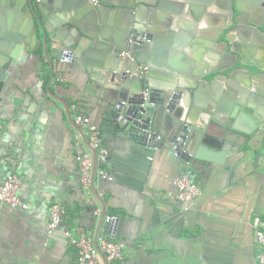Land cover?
I'll list each match as a JSON object with an SVG mask.
<instances>
[{"label":"crops","instance_id":"obj_1","mask_svg":"<svg viewBox=\"0 0 264 264\" xmlns=\"http://www.w3.org/2000/svg\"><path fill=\"white\" fill-rule=\"evenodd\" d=\"M166 1L180 6V12H166L178 22L158 35L161 66L146 64L151 81L161 82L167 69L183 75L191 64L215 67L206 51L201 55L204 47L191 40L190 30L198 13L204 14L198 30L219 28L223 18L212 7L203 9L201 0ZM73 5L58 8L44 1L45 28L38 27L30 44L4 56L6 63L0 60V183L16 174L26 206L0 204V264H76L77 249L66 232L97 244L124 243L121 264H259L253 220L264 221V146L243 134V120L233 126L230 114L213 109L215 117L202 112L195 123L207 145L193 153L191 165L162 140L152 149L130 141L115 119L118 80L111 83L88 64L62 61L56 49L74 39L73 24L90 23L84 12L88 4L74 0ZM245 6L254 11L248 2ZM23 9L24 4L0 9V31L20 28L27 19ZM114 11L108 9L111 28ZM259 58L255 49L245 53L247 61ZM77 115L97 127L105 151L98 156L90 190L82 187L76 162L78 154L92 153L87 131L75 124ZM173 121L170 115L161 117L160 137L175 130ZM212 121L238 134L224 135L210 127ZM184 172L202 191L188 204L176 199L173 186ZM55 202L63 210L62 222L48 233Z\"/></svg>","mask_w":264,"mask_h":264},{"label":"water","instance_id":"obj_2","mask_svg":"<svg viewBox=\"0 0 264 264\" xmlns=\"http://www.w3.org/2000/svg\"><path fill=\"white\" fill-rule=\"evenodd\" d=\"M44 1L58 8L63 7V3L74 6V0L0 2L3 10L24 4L27 16L20 28L0 31L3 63H6L4 56L11 55L15 47L22 48L23 43L30 44L32 36L37 37L38 27L45 28ZM82 1L88 4L84 12L90 23L73 24L77 32L74 39L56 49L62 61L88 64L91 71L107 74L111 83L118 80L115 119L130 141L152 149L162 140L177 157L191 165L193 153L202 144L207 145V139L199 138L201 129L195 123L202 112L215 117L213 109L216 113L230 114L233 126L243 120V134L250 139L256 137L264 146V0H201L203 9L212 7L219 13L223 25L198 30L196 26L204 17L198 13L193 18L195 26L191 25L190 36L203 45L201 55L206 51L208 61L217 64L208 69L205 65L194 67L191 64L183 75H173V71L167 69L161 82L151 81L148 69L143 68L146 64L161 66L157 58V38L163 33L162 28L178 22L166 12L177 15L180 6L176 9L175 4L166 0H97V6L88 0ZM247 2L254 8L253 12L245 6ZM112 8L115 10L113 28L108 17V9ZM151 42L155 44L149 47ZM252 49L260 54L257 63L245 59L247 50ZM122 52L128 56L121 57ZM165 115L174 118L175 130L168 137H160L159 120ZM210 127L221 130L224 135L238 134L233 127L215 121ZM92 155L94 175L98 156L95 151ZM196 158L201 159L198 153ZM103 218L104 212L100 224ZM109 223V229L114 228V219Z\"/></svg>","mask_w":264,"mask_h":264},{"label":"built area","instance_id":"obj_3","mask_svg":"<svg viewBox=\"0 0 264 264\" xmlns=\"http://www.w3.org/2000/svg\"><path fill=\"white\" fill-rule=\"evenodd\" d=\"M94 6L98 5L97 0H88ZM121 57H127L128 53L122 52ZM148 67H144L146 71ZM75 124L87 131L88 143L92 151L97 156L104 157L105 151L101 146L97 127L91 123L90 119L83 115L75 117ZM79 167V176L82 187L90 190L93 177V155L92 153H80L76 156ZM105 177V176H104ZM20 186L19 178L16 174L9 175L0 183V204L13 208L26 209V206L19 198L18 190ZM176 191V199L182 203H191L201 196V188L190 172H184L176 176L173 180ZM97 214V211L95 212ZM63 210L59 203H53L50 207L47 231L52 233L61 224ZM109 221V218L107 219ZM255 242L258 247L257 260L259 264H264V221L259 217L253 220ZM71 245L77 249L76 264H121L125 244L122 242H109L102 240L99 244L86 235H72L65 233Z\"/></svg>","mask_w":264,"mask_h":264}]
</instances>
